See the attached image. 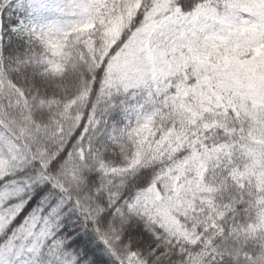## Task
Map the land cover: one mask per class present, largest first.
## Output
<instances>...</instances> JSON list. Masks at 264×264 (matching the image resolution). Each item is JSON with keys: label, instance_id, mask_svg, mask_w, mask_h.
<instances>
[{"label": "snow or ice", "instance_id": "snow-or-ice-1", "mask_svg": "<svg viewBox=\"0 0 264 264\" xmlns=\"http://www.w3.org/2000/svg\"><path fill=\"white\" fill-rule=\"evenodd\" d=\"M0 264H264V0H0Z\"/></svg>", "mask_w": 264, "mask_h": 264}]
</instances>
